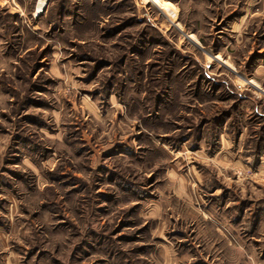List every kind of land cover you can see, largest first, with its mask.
<instances>
[{
	"label": "rangeland",
	"instance_id": "rangeland-1",
	"mask_svg": "<svg viewBox=\"0 0 264 264\" xmlns=\"http://www.w3.org/2000/svg\"><path fill=\"white\" fill-rule=\"evenodd\" d=\"M0 264H264V0H0Z\"/></svg>",
	"mask_w": 264,
	"mask_h": 264
}]
</instances>
